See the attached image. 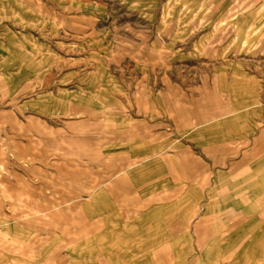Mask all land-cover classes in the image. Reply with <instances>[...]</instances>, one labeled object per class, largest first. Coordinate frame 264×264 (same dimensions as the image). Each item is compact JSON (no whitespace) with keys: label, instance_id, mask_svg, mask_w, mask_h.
<instances>
[{"label":"rangeland","instance_id":"374dc122","mask_svg":"<svg viewBox=\"0 0 264 264\" xmlns=\"http://www.w3.org/2000/svg\"><path fill=\"white\" fill-rule=\"evenodd\" d=\"M43 126L51 145L15 148ZM226 133L264 135V0H0V178L17 187L0 224L16 206L43 209L18 221L45 241L107 243L111 227L116 264H264L263 207L210 200L226 159L208 150ZM80 215L99 235L78 234Z\"/></svg>","mask_w":264,"mask_h":264},{"label":"crops","instance_id":"0c3cea01","mask_svg":"<svg viewBox=\"0 0 264 264\" xmlns=\"http://www.w3.org/2000/svg\"><path fill=\"white\" fill-rule=\"evenodd\" d=\"M34 122L37 123V121L28 120V123L33 124ZM34 140H39L45 144V146H49L53 143V140L50 137V132L47 130V126H43L35 135L34 133H31L25 136V138L18 140L15 139L13 145H15V148L20 152L26 154V145L32 144ZM236 140H233L232 137L229 140V135L226 133L225 141L223 140L219 145L218 143H215L210 144L209 146L208 152H210L211 157L214 156V160H216V157L222 158V155H224V158L226 159L223 193L218 191H215L214 193L211 192L210 200L214 201L215 205H217L219 201V205H224L226 212H230L231 214H245L250 212L248 210L250 206L248 203L247 207V202H249L250 199H255L256 204L259 205L258 207H263L262 209L258 208L256 213L262 215L264 214V135L261 134L260 136L254 137L253 143L250 146L246 143L244 135H241L240 139ZM236 145H239L238 148H236ZM35 155L45 157L46 152L39 151V153H36ZM234 156L236 157L235 159L233 158ZM229 157H231L230 161H228ZM178 160L180 162H178L177 166L182 169V171L176 173L178 177L177 181L179 182L181 180V175L184 174V165L186 164L185 160L184 162H181V159ZM187 162V166L189 167L188 172L191 173L190 175H193L196 170L203 166L202 162H197V164L195 161ZM106 167L111 168L112 170V163L108 162ZM69 173L80 179H86V174L82 172V174H85L83 176L81 170L78 168L70 169ZM112 175L113 173L111 176ZM208 176L211 178V172H209ZM210 180L211 179H209V181ZM195 181L201 182L202 178L198 179L195 177ZM195 181L193 179V182ZM118 184L124 185L125 189H127L128 185L125 184L123 178L118 180ZM116 186V179L108 186V188L112 190L111 192H114L115 196ZM0 190L3 193V196L0 195V199L3 200L4 195L6 194H15L17 187L10 183L6 178H0ZM123 192L124 191H119V194ZM26 195L28 196L27 198L32 197L30 193H26ZM24 202L29 205L28 199L24 200ZM34 205L37 207V202H35ZM11 209H14L13 213L16 215L15 219L10 220V223L8 224L7 222L0 224V264H116V242L112 240L114 237V231L111 227L109 229L105 228L106 231L103 230L104 232L110 231L111 242L107 243L83 244L80 242V239L75 238V235L72 240L69 239L68 241H61L58 240V238L45 241L39 238L38 234L27 233L25 228L22 227L24 225H21L18 221L21 217L25 218L26 216V218H30L31 215L33 217L34 212L37 210L31 214H23L16 206ZM41 210L43 209H38V211ZM8 216L10 215H3L4 219ZM54 216L63 219L65 215L56 213ZM51 217L50 214L46 213L43 214V217L39 216L34 219L31 218L26 222H29L27 225L32 226V223L46 221ZM79 217H75V221L82 225L78 234L88 236L97 233V235H99L98 230L103 226V224L100 225L101 220L90 221L87 217L85 220L82 216L81 219ZM8 233L15 237L13 245L7 241ZM216 245V240L210 243V247H215ZM8 246L11 247V251L15 252L14 256H10V259L7 257V255H10L7 253ZM16 246L18 248H16ZM248 258L250 257L247 256L246 260H249ZM214 261L216 262V260Z\"/></svg>","mask_w":264,"mask_h":264}]
</instances>
